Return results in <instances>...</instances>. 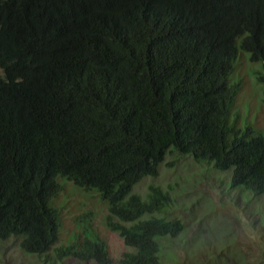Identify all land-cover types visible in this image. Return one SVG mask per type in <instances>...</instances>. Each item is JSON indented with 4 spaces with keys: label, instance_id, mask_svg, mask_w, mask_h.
Instances as JSON below:
<instances>
[{
    "label": "trees",
    "instance_id": "1",
    "mask_svg": "<svg viewBox=\"0 0 264 264\" xmlns=\"http://www.w3.org/2000/svg\"><path fill=\"white\" fill-rule=\"evenodd\" d=\"M243 52L264 84V0H0V239L54 244L62 175L107 200L106 225L135 248L121 264H161L157 237L183 223L141 218L170 198L132 188L171 149L264 194V133L230 119ZM55 253L110 261L98 238Z\"/></svg>",
    "mask_w": 264,
    "mask_h": 264
},
{
    "label": "rangeland",
    "instance_id": "2",
    "mask_svg": "<svg viewBox=\"0 0 264 264\" xmlns=\"http://www.w3.org/2000/svg\"><path fill=\"white\" fill-rule=\"evenodd\" d=\"M259 69L260 63L250 61L247 53L236 56L229 74L230 82L237 84L230 119L235 117L241 128L264 133V84L254 78ZM230 176L231 170L219 171L210 162L171 149L157 174L135 183L132 191L141 197L153 183L170 198L160 211L141 218L154 215L183 223L176 236L157 237L161 264H264V194L231 186ZM56 181L60 189L48 204L58 211L57 240L39 254L23 250L18 237L0 239V264H121V253L135 248L106 225L107 200L96 189H84L62 175ZM85 237L101 239L110 261L56 255L59 246Z\"/></svg>",
    "mask_w": 264,
    "mask_h": 264
}]
</instances>
